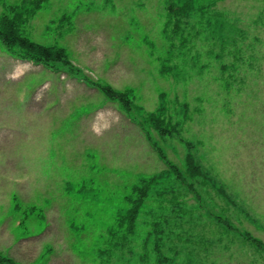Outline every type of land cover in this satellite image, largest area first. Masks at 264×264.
Masks as SVG:
<instances>
[{
	"label": "rangeland",
	"instance_id": "1",
	"mask_svg": "<svg viewBox=\"0 0 264 264\" xmlns=\"http://www.w3.org/2000/svg\"><path fill=\"white\" fill-rule=\"evenodd\" d=\"M171 1L186 0H45L24 30L37 43L64 47L82 75L133 87L138 105L170 119L174 135L145 123L177 165L170 171L117 103L83 79L15 60L0 44L1 252L23 264H216L227 238L216 241L222 230L204 225L198 206L222 214L223 196L192 180L189 153L235 198L241 193L257 218L251 190L264 191V0H195L177 16ZM160 173L131 253L124 249V196ZM176 200L186 211L177 222ZM160 207L167 216L154 226ZM156 228L161 241L149 237ZM171 228L179 231L176 243ZM202 236L211 240L203 263L185 250L169 253L174 244L201 247ZM235 237L231 247L246 244Z\"/></svg>",
	"mask_w": 264,
	"mask_h": 264
},
{
	"label": "trees",
	"instance_id": "2",
	"mask_svg": "<svg viewBox=\"0 0 264 264\" xmlns=\"http://www.w3.org/2000/svg\"><path fill=\"white\" fill-rule=\"evenodd\" d=\"M1 1V0H0ZM45 0H25L21 6H12L11 10L4 12L0 16V42L6 50L13 56L20 59H30L39 64H42L53 70H60L62 66L71 73H77V70L71 65L67 58L65 49L55 46H44L32 41L24 34L23 27L25 23L33 17L36 12L42 7ZM218 0H211L212 5H215ZM1 3V2H0ZM193 0H188L186 6H190ZM6 7V6H4ZM185 9V8H184ZM191 9V6L188 10ZM180 10V8H179ZM104 94L111 100L119 102L127 111H132L136 108L135 97L133 90L119 91L110 84H96ZM147 123L151 128L159 130L162 134L172 132L173 128L169 127L170 122H166L158 113H150L147 116ZM144 129L145 126L141 124ZM148 139L151 141L148 131H146ZM160 157L168 166L173 167L163 151L152 142ZM190 164L195 167L192 159ZM158 177L144 179L140 185L133 187L131 193L126 196L129 208L124 214V230L125 234H134V225L132 224L138 217L139 211L144 204L145 199L149 196L150 189L158 183ZM35 212V211H34ZM132 235V236H133ZM134 237V236H133ZM131 240V236H124V241ZM0 264H21L15 259L8 257L0 252Z\"/></svg>",
	"mask_w": 264,
	"mask_h": 264
},
{
	"label": "crops",
	"instance_id": "3",
	"mask_svg": "<svg viewBox=\"0 0 264 264\" xmlns=\"http://www.w3.org/2000/svg\"><path fill=\"white\" fill-rule=\"evenodd\" d=\"M252 194H255L256 197V205H252L253 208H255V213L261 218L260 221L255 222V225L262 229L261 233L264 234V191H262L261 194H257L254 190H251ZM241 195V193H239ZM253 197V195H252ZM264 238V236H263ZM247 264H256L255 262H251L250 260L247 262Z\"/></svg>",
	"mask_w": 264,
	"mask_h": 264
}]
</instances>
